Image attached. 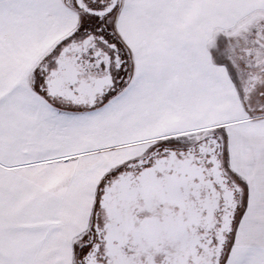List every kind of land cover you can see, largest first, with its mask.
Here are the masks:
<instances>
[{"label":"snow or ice","instance_id":"obj_1","mask_svg":"<svg viewBox=\"0 0 264 264\" xmlns=\"http://www.w3.org/2000/svg\"><path fill=\"white\" fill-rule=\"evenodd\" d=\"M0 264H264V0H0Z\"/></svg>","mask_w":264,"mask_h":264}]
</instances>
